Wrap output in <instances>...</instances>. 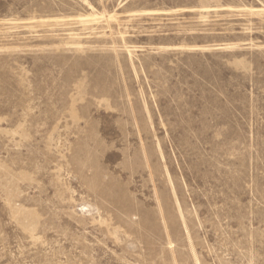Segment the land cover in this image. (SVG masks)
I'll return each mask as SVG.
<instances>
[{"label": "rangeland", "instance_id": "374dc122", "mask_svg": "<svg viewBox=\"0 0 264 264\" xmlns=\"http://www.w3.org/2000/svg\"><path fill=\"white\" fill-rule=\"evenodd\" d=\"M0 264H264V0H0Z\"/></svg>", "mask_w": 264, "mask_h": 264}]
</instances>
